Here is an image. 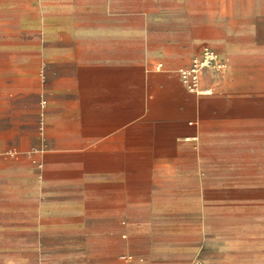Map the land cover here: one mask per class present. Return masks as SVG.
I'll return each instance as SVG.
<instances>
[{
	"label": "crops",
	"instance_id": "1",
	"mask_svg": "<svg viewBox=\"0 0 264 264\" xmlns=\"http://www.w3.org/2000/svg\"><path fill=\"white\" fill-rule=\"evenodd\" d=\"M231 1L0 0V264H118L100 249L106 221L126 216L123 179L140 160L163 161L180 135L264 154V0ZM155 19L181 36L158 42ZM206 47L230 69L204 71L214 92L197 96L178 71ZM193 202L155 205L128 232L186 233L188 216L207 222Z\"/></svg>",
	"mask_w": 264,
	"mask_h": 264
},
{
	"label": "rangeland",
	"instance_id": "2",
	"mask_svg": "<svg viewBox=\"0 0 264 264\" xmlns=\"http://www.w3.org/2000/svg\"><path fill=\"white\" fill-rule=\"evenodd\" d=\"M165 4L149 3L148 13L164 12ZM245 4L246 0H232L229 6L242 8ZM151 29L152 37L161 43L181 36V25L167 19H155ZM202 52L189 65L180 67L179 79L182 69L191 66L194 59L201 60ZM160 65L155 66L156 72L162 71ZM229 69L227 63L222 75ZM186 136H178L163 161L140 160L139 172L123 179L126 216L106 221L107 237L101 244V254L118 264H132L148 253L154 264H264L263 148L254 146L242 151L228 146H201L200 141L193 144L181 138ZM153 149L140 147L141 152ZM236 163L245 168L243 174L231 172L240 170L234 168ZM145 168L155 171H144ZM197 199L202 203L197 206L207 219L205 224L201 217L198 220L199 216L189 214V221L181 223L192 228L183 234L168 230L128 232L127 225L149 219L155 205L176 201L186 206ZM211 206L217 207L219 220L208 213ZM166 214L162 222L173 216ZM230 214L245 221H234L227 217ZM164 246L169 250L160 251Z\"/></svg>",
	"mask_w": 264,
	"mask_h": 264
},
{
	"label": "built area",
	"instance_id": "3",
	"mask_svg": "<svg viewBox=\"0 0 264 264\" xmlns=\"http://www.w3.org/2000/svg\"><path fill=\"white\" fill-rule=\"evenodd\" d=\"M200 59H194L191 66L182 69L180 71V79L188 92L197 96H210L214 90L212 87L203 86V73L206 70L223 72L227 69V62L219 59L218 54L208 47L203 50Z\"/></svg>",
	"mask_w": 264,
	"mask_h": 264
},
{
	"label": "bare ground",
	"instance_id": "4",
	"mask_svg": "<svg viewBox=\"0 0 264 264\" xmlns=\"http://www.w3.org/2000/svg\"><path fill=\"white\" fill-rule=\"evenodd\" d=\"M193 137H194V136H193ZM188 140L192 141L193 139H191V138H188Z\"/></svg>",
	"mask_w": 264,
	"mask_h": 264
}]
</instances>
